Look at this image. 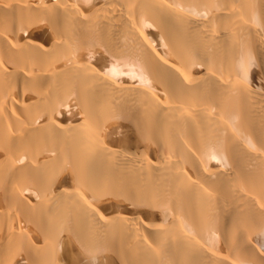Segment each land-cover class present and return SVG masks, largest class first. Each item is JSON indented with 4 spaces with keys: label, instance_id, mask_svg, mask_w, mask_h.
Wrapping results in <instances>:
<instances>
[{
    "label": "bare ground",
    "instance_id": "6f19581e",
    "mask_svg": "<svg viewBox=\"0 0 264 264\" xmlns=\"http://www.w3.org/2000/svg\"><path fill=\"white\" fill-rule=\"evenodd\" d=\"M0 264H264V0H0Z\"/></svg>",
    "mask_w": 264,
    "mask_h": 264
}]
</instances>
